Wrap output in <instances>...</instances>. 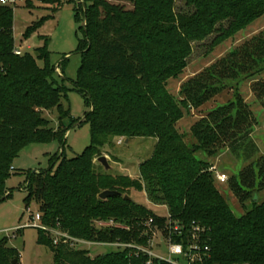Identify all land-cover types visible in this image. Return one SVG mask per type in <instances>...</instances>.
<instances>
[{"label": "trees", "instance_id": "16d2710c", "mask_svg": "<svg viewBox=\"0 0 264 264\" xmlns=\"http://www.w3.org/2000/svg\"><path fill=\"white\" fill-rule=\"evenodd\" d=\"M64 1L44 2L58 9ZM118 1L131 9L109 0H92L85 7L83 40L77 44V51H83L81 64L70 88L65 78L54 79L46 43L34 50V56L13 54V11L0 4V202L11 195L6 182L22 149L52 140L64 145L67 130L61 121L68 113L61 103L68 92H76L91 109L81 122L90 127L88 147L73 159L61 155L47 171L30 173L24 188L26 208L34 202L43 225L58 224L70 237L88 242L145 244L143 236L139 239L143 224L150 218L160 220L145 207L124 200L131 190L144 191L150 203L166 207L173 219L208 230L207 264H264V202L257 203V194L264 191V154L258 155L251 139L256 119L249 106L235 91L231 100L191 125L195 145L190 148L175 129L184 109H199L234 82L250 81V93L264 109V30L185 81L179 103L165 89L166 82L185 69L192 43L215 33L213 46L231 39L264 16V0H183L185 9L179 12L176 0ZM74 13L80 21V10ZM41 23L28 27L23 38ZM52 110L58 113L57 130L42 116ZM117 136L156 140L151 157L139 167L143 182L95 168L93 159L103 140ZM223 151L245 163L227 181L228 191L244 210L239 218L215 186L210 166L195 158L196 152L213 159ZM105 191L120 196L100 200ZM107 221L129 230L96 227ZM37 231V244L49 249L53 264L134 262L126 251L92 258L88 250L54 246L48 234ZM13 261L19 264V254L3 238L0 264Z\"/></svg>", "mask_w": 264, "mask_h": 264}, {"label": "rangeland", "instance_id": "374dc122", "mask_svg": "<svg viewBox=\"0 0 264 264\" xmlns=\"http://www.w3.org/2000/svg\"><path fill=\"white\" fill-rule=\"evenodd\" d=\"M44 1L18 0L14 4H7L13 11L14 48H19L22 54L28 53L34 56V50L46 43V48L50 52L51 65L55 68L54 79L59 81L61 77L65 78V84L70 88L69 82L76 80L81 64L80 55L83 52L77 51L78 40H83L82 30L85 28V19H83L82 13L92 0H65L58 9ZM109 1L131 9L129 4L122 1ZM77 8L80 10V21L75 19L74 11ZM184 9V1L176 0L175 11L179 12ZM40 21H42L40 26L29 37L23 38L26 29ZM262 30H264V16L219 46H213L216 33L192 43L185 69L177 77L166 82L167 93L179 103L181 100L179 88L185 81ZM37 65L42 67L41 62H38ZM56 67L59 73L56 72ZM250 84V81L234 82L230 88L199 109H184L183 118L175 125V129L184 143L189 148L194 146L195 143L189 134L191 125L210 110L231 100L234 92L237 91L256 119L251 139L258 148V155L264 154V109L252 97L249 90ZM61 104L63 110L68 113V117L61 121V126L67 130L64 135V145L61 146L58 140H52L47 144L29 145L22 149L11 163L13 171L6 182V189L11 195L8 199L0 202V240L7 239L8 246L18 252L19 264H53L49 249L37 244L38 231L34 228V222L31 219L38 214V207L34 202H30L28 208L24 204L26 198L24 188L28 175L47 171L51 163L57 161L61 155L66 159H73L80 155L90 142V127L87 124L81 126V122L91 109L87 108L83 99L76 92H68ZM42 116L50 122L49 127L54 130L58 129L59 121L56 110L42 112ZM73 121H75L74 124ZM103 144L97 157L93 159L95 168L101 169L97 159L104 157L110 167L108 171L112 176L121 175L130 180L143 182L139 177V167L151 157L156 145L154 138L107 137L103 140ZM195 158L206 162L210 166L209 168H215L216 172L224 174L227 181L245 166L243 161L236 159L227 151L219 153L213 159L207 158L202 152H196ZM215 186L226 200L231 213L236 218L244 215V210L228 191L227 182L224 184L215 183ZM129 195L137 205L145 207L156 215H166V209L150 203L144 191L131 190ZM263 202L264 191L257 194V203ZM251 206L250 202L246 203L248 209H251ZM18 230L20 233L17 232ZM85 249L89 251L92 258L115 250L110 247H85Z\"/></svg>", "mask_w": 264, "mask_h": 264}, {"label": "built area", "instance_id": "2783aa9c", "mask_svg": "<svg viewBox=\"0 0 264 264\" xmlns=\"http://www.w3.org/2000/svg\"><path fill=\"white\" fill-rule=\"evenodd\" d=\"M14 2V0H0V4L5 6L8 3L14 4ZM13 54L15 56L23 55L19 48H14ZM56 72L59 73L57 67ZM210 171L214 173L217 183L227 182L226 176L216 172L215 168H211ZM158 207L166 209L164 206ZM156 217L160 221L150 218L143 224L144 232L139 239L143 236L146 240L145 244L119 241L104 244L78 240L61 231L58 224L54 228L43 225L39 214H36L31 220L34 222L35 229L51 237L54 246L62 243L77 250H86L85 247H110L115 249L114 251L128 252L129 257L134 259V262H130V264H207L211 260L207 238L208 230L194 222L184 225L173 219L168 211L165 216L156 215ZM96 227L129 230L126 226L114 221L98 222Z\"/></svg>", "mask_w": 264, "mask_h": 264}, {"label": "water", "instance_id": "95a60500", "mask_svg": "<svg viewBox=\"0 0 264 264\" xmlns=\"http://www.w3.org/2000/svg\"><path fill=\"white\" fill-rule=\"evenodd\" d=\"M97 162L100 164L101 167H103V169H104L105 171H108V170L110 169V167L108 166V163H107V161H106V158H104V157H100V158L97 159ZM116 196H120V194L117 193V192L105 191V192H102V193L98 196V198H99L100 200H106V199H109V198H112V197H116ZM124 200H126V201H130L131 199H130L129 197H127V196H124ZM12 264H16V262L13 261Z\"/></svg>", "mask_w": 264, "mask_h": 264}]
</instances>
